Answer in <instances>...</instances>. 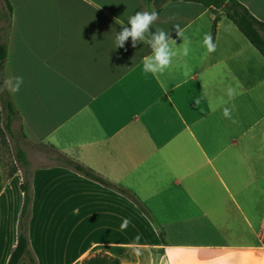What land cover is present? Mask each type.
<instances>
[{
	"label": "crops",
	"instance_id": "obj_1",
	"mask_svg": "<svg viewBox=\"0 0 264 264\" xmlns=\"http://www.w3.org/2000/svg\"><path fill=\"white\" fill-rule=\"evenodd\" d=\"M7 1L4 82L23 77L9 91L22 137L145 208L69 167H34L27 233L37 264H80L98 250L119 264H264V56L234 23L219 16L209 53V7L163 1L150 31H168L178 55L153 76L143 72L147 43L114 48L131 15L152 11L148 0ZM238 1L264 21V0ZM176 25L191 41L188 56ZM20 173L4 178L0 165V264L16 240Z\"/></svg>",
	"mask_w": 264,
	"mask_h": 264
},
{
	"label": "trees",
	"instance_id": "obj_2",
	"mask_svg": "<svg viewBox=\"0 0 264 264\" xmlns=\"http://www.w3.org/2000/svg\"><path fill=\"white\" fill-rule=\"evenodd\" d=\"M5 1V9L7 12L0 9V19H7V13L10 11V6L7 0ZM152 5V10L157 11L159 4L165 0H148ZM196 1L204 6L209 7L213 13L210 23V33L213 37L215 31L216 21L220 15L226 16L230 19L237 29L248 39V41L264 56V21L256 18L250 13L247 7L238 0H188ZM4 24H0V137L3 140L5 135L14 136L15 133L11 127L13 120L19 119V114L15 108L9 90L4 82L3 64L6 57V43L2 38L1 32ZM21 136L22 133L19 130ZM49 147V146H47ZM52 148V147H50ZM54 155V163L69 167L84 176L93 179L105 186L111 187L120 193L124 194L131 201H133L143 212L144 206L140 203L137 197L121 185L112 182L91 168L83 165L76 159L57 151ZM6 169L2 167V175L4 178L12 175L17 168L21 169L19 189L22 193L21 203L18 210L16 220V240L11 247L5 264H19L21 259H24L27 264H37L36 258L30 248L28 241V220L30 217V204L32 198L31 191V173L29 163L26 158L24 149L18 144H14L11 160L8 162ZM158 236L162 239V234L158 231ZM80 264H119L117 255H112L107 252L98 250L83 256L80 259Z\"/></svg>",
	"mask_w": 264,
	"mask_h": 264
},
{
	"label": "clouds",
	"instance_id": "obj_3",
	"mask_svg": "<svg viewBox=\"0 0 264 264\" xmlns=\"http://www.w3.org/2000/svg\"><path fill=\"white\" fill-rule=\"evenodd\" d=\"M158 12L155 10L149 11H136L135 14L131 15L128 18L127 24H122V28L115 35V47L114 48H123L125 42L131 38V44L133 47L139 42L147 43L151 49V54L143 57V72L145 74L151 73L153 76L157 74H162L167 68L172 64L173 58L178 55V52L175 51L172 47V44H175L176 41L173 40L168 31H165L162 28L157 27L155 32L150 31L154 22L158 19ZM176 33L179 37L183 39L182 54L188 56L190 52L191 41L184 35L183 31L180 30L179 25L175 26ZM171 41V43H170ZM203 45L206 47L209 53L214 52L216 45L213 42V37L211 33H205L203 37ZM7 88L9 91L18 92L23 84V77L16 76L10 78L6 81ZM3 88H0L2 91ZM236 95L234 88L229 87L227 89V96L229 100L233 99ZM196 105H199L200 100L195 99ZM223 104H227L228 101H222ZM232 108L224 107L223 114L226 118L232 119L231 116ZM232 122L238 123L237 120L232 119ZM130 220L124 219L121 224V228L124 229L128 226ZM140 237L137 235L136 240L139 241ZM137 255L140 254V249L135 245L132 249ZM169 264H172L171 258H169Z\"/></svg>",
	"mask_w": 264,
	"mask_h": 264
},
{
	"label": "rangeland",
	"instance_id": "obj_4",
	"mask_svg": "<svg viewBox=\"0 0 264 264\" xmlns=\"http://www.w3.org/2000/svg\"><path fill=\"white\" fill-rule=\"evenodd\" d=\"M0 4L2 2L0 1ZM2 21L0 20V23ZM11 127L13 132L15 133L14 136L5 135L3 140L0 137V159L1 165L5 170L7 167L8 162L11 160L12 151L14 148V144L18 143L25 151V154L28 157L29 168L32 169L36 166L47 165L49 163H53L54 155H56V151L50 147L43 146L42 144H32L26 141L20 134L18 129V121L13 120L11 123ZM20 172L21 169L19 168Z\"/></svg>",
	"mask_w": 264,
	"mask_h": 264
}]
</instances>
